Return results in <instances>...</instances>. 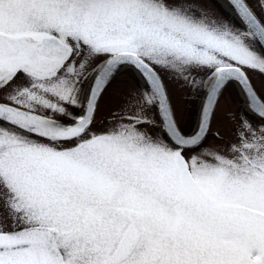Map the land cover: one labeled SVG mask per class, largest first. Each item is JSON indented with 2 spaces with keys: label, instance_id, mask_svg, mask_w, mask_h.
Instances as JSON below:
<instances>
[{
  "label": "snow or ice",
  "instance_id": "obj_1",
  "mask_svg": "<svg viewBox=\"0 0 264 264\" xmlns=\"http://www.w3.org/2000/svg\"><path fill=\"white\" fill-rule=\"evenodd\" d=\"M0 264H264V0H0Z\"/></svg>",
  "mask_w": 264,
  "mask_h": 264
},
{
  "label": "rangeland",
  "instance_id": "obj_2",
  "mask_svg": "<svg viewBox=\"0 0 264 264\" xmlns=\"http://www.w3.org/2000/svg\"><path fill=\"white\" fill-rule=\"evenodd\" d=\"M194 118H195V116H194V114H193L192 119H194Z\"/></svg>",
  "mask_w": 264,
  "mask_h": 264
}]
</instances>
